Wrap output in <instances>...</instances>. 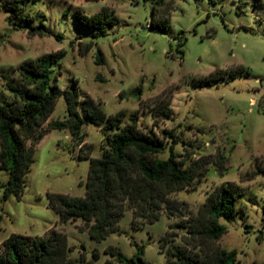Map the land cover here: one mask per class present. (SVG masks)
Instances as JSON below:
<instances>
[{"label": "rangeland", "instance_id": "1", "mask_svg": "<svg viewBox=\"0 0 264 264\" xmlns=\"http://www.w3.org/2000/svg\"><path fill=\"white\" fill-rule=\"evenodd\" d=\"M8 1L0 2V76L15 75L24 60L64 50L61 89L76 85L79 99L90 96L107 116L121 111L127 122L136 112L141 128L172 129L179 138L178 154L210 156L212 162L204 177L171 196L183 215L168 216L163 209L155 223L133 226L126 211L118 231L96 242L83 220L61 222L46 194L84 196L85 156H100L101 129L86 123L81 148L68 131L51 130L34 147L19 199L3 200L7 175L0 171V244L11 234L41 237L54 230L66 236L74 261L84 255L94 264H117L106 248L132 257L137 245L149 264H166L167 248L184 245L182 226L188 218L216 187L233 182L244 189L236 200L238 214L230 222L219 221L226 232L216 246L235 251L237 264H264V0H23L27 21L8 20ZM103 7L117 22L92 39L77 28L74 12L92 15ZM41 24L45 34H31L30 28ZM88 41L94 45L81 55L80 43ZM210 76L216 81L208 85ZM2 84L0 77V93ZM159 99L170 101L172 120L152 119ZM66 116V102L59 97L48 121ZM217 154L226 159L224 173L214 165ZM167 156L168 149L159 157ZM167 232L173 242L161 249Z\"/></svg>", "mask_w": 264, "mask_h": 264}, {"label": "trees", "instance_id": "2", "mask_svg": "<svg viewBox=\"0 0 264 264\" xmlns=\"http://www.w3.org/2000/svg\"><path fill=\"white\" fill-rule=\"evenodd\" d=\"M23 6V0H9L5 5L8 20L21 17L20 20L27 21L22 16ZM74 21L79 30L96 39L104 36L117 18L109 8L103 7L92 15L75 11ZM30 32L44 35L45 27L34 26ZM80 44L83 46L79 47L81 55L94 45L93 41ZM65 55L64 50L42 54L21 62L14 70L15 75L2 73L0 76L4 90L0 93V171L7 175L3 200L10 195L20 198L34 162V147L44 135L51 130H66L79 146L84 141L83 126L92 123L100 127L103 142L99 157L85 156L89 167L84 196L46 194L60 221L83 220V229L89 237L100 242L118 231V223L126 211L131 213L133 226L155 223L163 209L168 216L183 215L180 204L171 196L187 190L196 179L204 177L211 157L192 159L180 155L174 150L179 138L172 129L141 128L136 112L128 115L127 122L121 111L107 116L90 96L85 95L80 100L76 85L61 89L58 70ZM97 60L102 62L100 51ZM215 81L213 76L205 79L208 85ZM59 97L66 102L67 116L48 121ZM169 105L168 99H159L151 109L152 119L172 120ZM167 149V158H160ZM215 158L214 165L219 173H224L226 159L221 154ZM243 190L233 182L216 187L197 215L189 217L182 226L186 229L182 237L184 245H170L165 251L166 264H237L236 252L220 249L216 243L226 232L219 221L230 222L238 214L236 200ZM171 238V233L167 232L161 249L173 242ZM69 251L66 236L54 230L41 237L11 234L0 244V264H94L84 255L78 261L69 259ZM105 253L117 264H149L143 258V247L137 245L132 257H126L112 246L106 248ZM105 264L113 262L106 260Z\"/></svg>", "mask_w": 264, "mask_h": 264}, {"label": "crops", "instance_id": "3", "mask_svg": "<svg viewBox=\"0 0 264 264\" xmlns=\"http://www.w3.org/2000/svg\"><path fill=\"white\" fill-rule=\"evenodd\" d=\"M82 144H85V141H83V143ZM82 144L81 145H79V146H77V147H81L82 146Z\"/></svg>", "mask_w": 264, "mask_h": 264}]
</instances>
